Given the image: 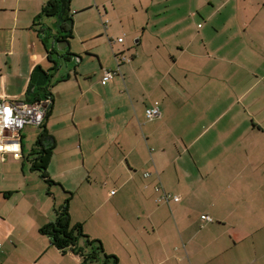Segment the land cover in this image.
<instances>
[{
    "label": "crops",
    "instance_id": "0c3cea01",
    "mask_svg": "<svg viewBox=\"0 0 264 264\" xmlns=\"http://www.w3.org/2000/svg\"><path fill=\"white\" fill-rule=\"evenodd\" d=\"M74 1L59 74L58 17L36 24L47 0H0V99L35 101L32 75L49 71L59 183L49 192L23 161L41 128H24L21 157L0 152V264H82L40 232L68 192L72 222L119 264H264V0Z\"/></svg>",
    "mask_w": 264,
    "mask_h": 264
},
{
    "label": "trees",
    "instance_id": "16d2710c",
    "mask_svg": "<svg viewBox=\"0 0 264 264\" xmlns=\"http://www.w3.org/2000/svg\"><path fill=\"white\" fill-rule=\"evenodd\" d=\"M61 7V0H47L42 8V11L36 17V24H39L38 22H40L44 16L59 17V15H61V17L58 18L56 34L52 37L60 43H69L70 39L74 36L73 18L69 13L68 5H66V12L64 14L61 13ZM38 31L41 36L45 37V40L49 39L50 34L48 30L39 28ZM51 52L52 51L49 52V59L54 62L55 59L53 58V54ZM71 55L72 53L69 50H65L62 56L68 60ZM58 68V63L54 64L52 67L55 71L58 70ZM61 80H64V78ZM38 88L44 93L46 99H50L52 93L49 87L46 86ZM41 92L34 94L35 101L42 100ZM48 113L49 110L47 109L45 119L48 116ZM40 128L41 131L32 148L28 160L30 162V169L39 173L40 177L47 184L50 192V188L59 185V183H57L48 172V166L53 156L54 147L53 145L48 146L46 144L47 140L50 138L46 127L42 125ZM68 194V197L54 208V220L43 225L40 228V232L48 236L51 243L61 252H72L78 255L81 258L82 264H119L118 256L108 253L100 239L93 238L87 234L81 222H72L70 213L72 193L68 192Z\"/></svg>",
    "mask_w": 264,
    "mask_h": 264
},
{
    "label": "built area",
    "instance_id": "2783aa9c",
    "mask_svg": "<svg viewBox=\"0 0 264 264\" xmlns=\"http://www.w3.org/2000/svg\"><path fill=\"white\" fill-rule=\"evenodd\" d=\"M119 40L123 41L124 38L121 37ZM123 58L127 59V57ZM117 73L116 70H105L104 79H110ZM46 107L40 101L22 103L5 98L0 99V152H13L15 157H21L22 131L28 125L40 128L45 120ZM145 112L149 119L161 116V111L156 106L148 107ZM156 189L160 190L159 187ZM170 199L179 201L180 196L162 191L159 200L169 201ZM207 219L213 221L210 216H207Z\"/></svg>",
    "mask_w": 264,
    "mask_h": 264
},
{
    "label": "rangeland",
    "instance_id": "374dc122",
    "mask_svg": "<svg viewBox=\"0 0 264 264\" xmlns=\"http://www.w3.org/2000/svg\"><path fill=\"white\" fill-rule=\"evenodd\" d=\"M99 1H100V3H102V2H109V0H99ZM90 2H91V0H75L72 3L71 9L77 11L78 9H80V8H82L84 6H87ZM98 5H99V3H98ZM100 6H102V5H100ZM100 9H101V7H100ZM79 14L80 13L75 14V16L77 17ZM83 15L85 17L83 18V21H82L81 25L78 27V30H79V32H80L81 35H84L85 34V31L87 29V24L84 23V22H87L91 18V14L90 13L83 14ZM47 19H50V18H47ZM56 27H58V23L57 22L54 24V26L52 25V28L53 29H55ZM78 30H76V32H78ZM72 41H73V43L71 44L72 49L75 50V51H78V52H83V50H84V44H83V41L81 40V38L78 36V34H76L75 38ZM57 47H58L59 50H58V53H55L54 58L57 59L58 64H59V71L58 72H59V74L60 73L61 74H65V73H67L68 66H69V62L67 61V59L62 56L64 54V52H65V48L64 49H60V44H57ZM23 161H24L25 165H27V166L29 165V169H30V162L26 158V156L23 158ZM30 171H32V170L30 169ZM33 173H35L34 175H37L38 176V178H39V180L41 182L45 183L43 181V179L40 177V175H39L38 172H34L33 171ZM46 187L48 188L47 184H46ZM57 189L59 191V188H57Z\"/></svg>",
    "mask_w": 264,
    "mask_h": 264
},
{
    "label": "water",
    "instance_id": "95a60500",
    "mask_svg": "<svg viewBox=\"0 0 264 264\" xmlns=\"http://www.w3.org/2000/svg\"><path fill=\"white\" fill-rule=\"evenodd\" d=\"M62 3V7H61V13L64 14L66 12V0H61ZM69 10V8H68ZM61 15H59L58 18H60ZM56 44H60V49H64L66 47H68L69 45L66 44H61L59 41H57L56 39H54ZM58 61L57 59L54 60L53 64H57ZM59 69V68H58ZM51 75L49 73L48 70H44L42 69V67H37L32 75V80H31V85H30V89H29V94H32L35 90V88L38 87H49L48 82L51 79ZM40 102H42L44 104V106H47L46 103H44V100H39Z\"/></svg>",
    "mask_w": 264,
    "mask_h": 264
}]
</instances>
